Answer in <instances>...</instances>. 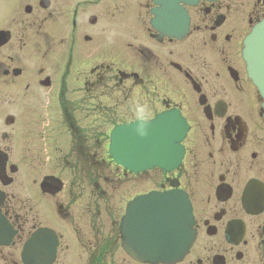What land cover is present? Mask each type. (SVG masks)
Here are the masks:
<instances>
[{
    "label": "flooded vegetation",
    "instance_id": "af4514ba",
    "mask_svg": "<svg viewBox=\"0 0 264 264\" xmlns=\"http://www.w3.org/2000/svg\"><path fill=\"white\" fill-rule=\"evenodd\" d=\"M182 6L0 0V264H264V108L243 57L264 0ZM171 111L188 126L179 166L114 161L115 128ZM176 192L192 212L189 250L130 256L128 212ZM129 227L142 251L141 225Z\"/></svg>",
    "mask_w": 264,
    "mask_h": 264
},
{
    "label": "water",
    "instance_id": "95a60500",
    "mask_svg": "<svg viewBox=\"0 0 264 264\" xmlns=\"http://www.w3.org/2000/svg\"><path fill=\"white\" fill-rule=\"evenodd\" d=\"M153 1L164 11L171 6L180 16H185L181 4H193L198 0ZM159 12L160 10L157 11ZM187 29L185 19L181 28H176L175 31L183 35ZM162 30L169 32L166 25H163ZM243 57L249 78L263 99L264 108V18L246 37ZM187 131L188 126L178 111L165 112L150 123L117 127L111 136L113 159L119 165L125 167L131 165L134 170L154 167L169 169L179 166L183 158V148L180 144ZM129 149L132 150L131 155L128 154ZM135 224L141 225L139 228L141 234L138 237L144 241L142 251L139 250V245L137 249H133L127 244L129 226L131 225L132 236L135 235L134 230H138L137 226L134 228ZM192 224L190 204L184 193H153L144 196L135 203L122 224L125 248L130 256L141 261L153 263L178 261L193 243ZM51 254L54 258V249ZM23 256L27 258L28 248L25 249Z\"/></svg>",
    "mask_w": 264,
    "mask_h": 264
}]
</instances>
